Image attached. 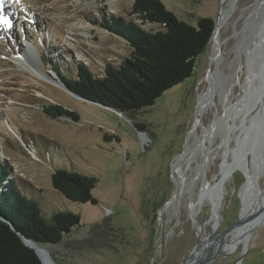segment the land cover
Returning <instances> with one entry per match:
<instances>
[{
  "label": "rangeland",
  "instance_id": "374dc122",
  "mask_svg": "<svg viewBox=\"0 0 264 264\" xmlns=\"http://www.w3.org/2000/svg\"><path fill=\"white\" fill-rule=\"evenodd\" d=\"M163 1L191 24L204 16L217 24L222 5L221 0ZM256 1L235 0L234 14L222 29V39L229 40L223 49V71L214 84L217 104L203 113L207 126L244 93L252 54V65L264 68V4L255 5ZM133 2L20 0L16 4L5 0L0 7V15L11 24L0 23V165L8 167L10 177L37 201L46 218L59 210L81 215L80 225L59 243L42 244L55 264H180L198 241V223L193 218L202 223L203 236L212 226V202L198 205L193 214L192 198L199 200L205 180L211 186L219 181L222 163L235 157L233 152L227 156V149H235L244 136L239 126L261 106L245 110L235 120L232 115L229 120L220 118L204 144L210 152L205 176L190 172L180 185L174 162L184 154L187 142L195 147L203 133L201 124L196 134L188 136L195 123L198 92L206 87L203 78L210 68L211 39L189 78L165 91L152 106L133 113H118L77 97L63 87L57 74L60 70L75 77L81 64L102 76L107 63L119 65L129 56L126 41L96 23L103 15L124 16L148 31L164 28L137 19ZM32 44L41 76L14 59ZM51 103L76 111L79 121L49 116L44 107ZM228 121L237 126L230 131L229 147L224 143ZM58 168L95 176L93 194L98 204L73 202L56 190L51 175ZM246 181L245 173L236 168L223 182L222 222L211 238L239 218ZM259 184L264 189V177ZM176 191L180 193L172 204ZM222 239L232 240L228 235ZM218 252H224L214 258L220 263L236 262L243 254L240 264H264V220L254 229L247 249L240 243Z\"/></svg>",
  "mask_w": 264,
  "mask_h": 264
},
{
  "label": "trees",
  "instance_id": "16d2710c",
  "mask_svg": "<svg viewBox=\"0 0 264 264\" xmlns=\"http://www.w3.org/2000/svg\"><path fill=\"white\" fill-rule=\"evenodd\" d=\"M132 14L142 22L159 23L164 28L148 31L124 16L103 15L96 23L125 40L131 48L129 56L119 65L107 63L102 76L94 75L81 64H77L76 76L72 78L57 71L68 89L120 113L152 106L165 91L189 78L216 27L215 20L208 16L200 17L195 24L178 18L163 0H134ZM44 111L54 118L67 116L74 121L80 118L76 111L58 103L49 104ZM51 181L56 190L73 202L98 204L93 194L98 179L93 175L58 168L53 171ZM0 215L17 231L40 244L59 243L81 221V215L70 210H59L46 218L37 201L21 191L10 177L8 167L2 164ZM10 223L0 220V264H42L35 250L23 242Z\"/></svg>",
  "mask_w": 264,
  "mask_h": 264
},
{
  "label": "bare ground",
  "instance_id": "6f19581e",
  "mask_svg": "<svg viewBox=\"0 0 264 264\" xmlns=\"http://www.w3.org/2000/svg\"><path fill=\"white\" fill-rule=\"evenodd\" d=\"M221 2V10L215 30L211 37L212 51H210V68L207 73L205 72V76L203 78V82H205L206 87L198 92L195 123L188 136L190 137L193 133L196 134V129L198 128V125L201 124L203 127V133L196 142L195 147H192L190 143L187 142L184 154L180 155L173 165L174 170L179 172L180 179L178 182L180 185L184 183L188 173L190 172L194 173L195 171L198 178L199 176H205V169L210 159V152L205 151L204 144L210 140V128H214L215 123L222 117L229 120L232 115L235 120L239 115L244 113L245 110L261 104L259 111L255 115H252L249 119L244 118L243 122L239 126V128L243 129L244 134L240 144L235 149L228 148L226 151L228 153L226 154L227 156L231 152L234 153V160L229 161L225 158L226 160L222 163L221 167V180L224 181H226L232 171L236 168L241 169L245 173L247 181L241 190L242 208L240 218H248V221L242 226L235 227L227 234L232 238L230 242L220 239L213 249L215 252L220 251V249L227 250L236 248V246L240 243H244L245 249H247L254 229L264 220V211L262 212L264 209V189H262L259 184V179L264 177V68L262 69L260 64L258 68H255L252 65L253 54L251 61L249 62L250 73L246 80V84L244 85V93L242 96L236 101V103H231L228 107H225L226 112L223 116L221 115L222 113L220 115L217 114L211 125L207 126L204 124L202 118L206 109H209L215 103L217 104L214 84L216 82V76L223 71L222 65L225 61L223 49L224 45H226L229 40V38L222 39V29L230 22L235 10V0H221ZM258 4H264V0H257L255 5ZM263 35L264 31L262 36ZM31 47L27 48V52L25 54L19 55L14 59L24 69L41 76L42 70L39 68V59L36 56L33 44ZM236 127V124H231L230 121L227 122L224 143L227 144L228 147L232 140L230 131L235 130ZM143 138L146 137L143 136ZM200 150H202L201 159H198L197 154ZM194 162H196L195 166ZM192 182H194V175L192 177ZM223 182L219 185L216 183L211 186V183L205 180L199 193V200L195 202L194 198H192L191 201L193 214L198 205H202L205 201L212 202V215L209 220V223L212 224V229H216L217 227L216 208H220L221 201L224 197V190L222 186ZM179 193L180 191L175 192V198L171 200L172 204H174L176 196ZM256 207L258 208L256 209ZM42 257L44 260L43 264H54L48 257L47 253L42 252ZM217 262L218 261L214 259V261L209 262V264H217Z\"/></svg>",
  "mask_w": 264,
  "mask_h": 264
},
{
  "label": "water",
  "instance_id": "95a60500",
  "mask_svg": "<svg viewBox=\"0 0 264 264\" xmlns=\"http://www.w3.org/2000/svg\"><path fill=\"white\" fill-rule=\"evenodd\" d=\"M63 87H65V89H67V91H69L70 93L76 95L77 97L82 98L84 100H87V99L79 96L75 92L71 91L70 89H68L64 83H63ZM104 107H107V106H104ZM107 108H109V107H107ZM110 109H112V108H110ZM118 113H120V112H118ZM223 181L224 180H221V178H220L219 181H217V184L219 185ZM263 211H264V209L262 210V212ZM216 216H217V227H216V229H217V228H219V226H220V224L222 222V216H221L219 207L216 208ZM0 220H4V221L10 223L8 220L4 219L1 215H0ZM193 220L198 223V241H197L196 245L193 247V249L189 252L187 257L180 264H209V262L214 261L215 257L220 256V255L221 256L224 255V252H215V251H213V249L215 248L216 243L220 239H222L224 236H226L228 233H230L235 227L242 226L243 224H245L248 221V218L242 219L239 216L237 221H235L233 224H231L230 226H228L225 229H223L222 232L217 237H214V238H211V236L216 231V229H212L211 228L210 233L207 236L203 237V234H202L203 233L202 232V229H203L202 223L198 222V220L195 217L193 218ZM11 227H12V229L14 231H16L20 235L21 239L23 240V242L27 246H29L30 248L35 250V252L39 256V258L41 259L42 264L44 262L43 257H42V252L47 253L48 257L55 264L53 257L46 250V248L43 247L42 244L37 243V242L33 241L32 239L27 238L21 232L17 231V229L12 224H11ZM242 257H243V254L240 255L239 259L236 262H232V263H220V262H217V264H238L242 260Z\"/></svg>",
  "mask_w": 264,
  "mask_h": 264
},
{
  "label": "snow or ice",
  "instance_id": "6c2138e0",
  "mask_svg": "<svg viewBox=\"0 0 264 264\" xmlns=\"http://www.w3.org/2000/svg\"><path fill=\"white\" fill-rule=\"evenodd\" d=\"M4 2L5 0H0V7L3 6ZM11 2L19 4L20 0H11ZM0 23L8 25L9 27L11 26L10 22L7 19H5L2 15H0Z\"/></svg>",
  "mask_w": 264,
  "mask_h": 264
}]
</instances>
